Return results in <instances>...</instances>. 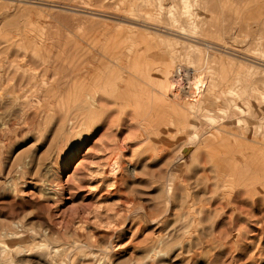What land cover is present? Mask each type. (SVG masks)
Wrapping results in <instances>:
<instances>
[{"label": "rangeland", "instance_id": "rangeland-1", "mask_svg": "<svg viewBox=\"0 0 264 264\" xmlns=\"http://www.w3.org/2000/svg\"><path fill=\"white\" fill-rule=\"evenodd\" d=\"M195 1L0 0V248L4 250L0 264H44L42 253L74 243L75 249L70 245L64 251H69L70 260L76 255L74 264H90V256L84 257L86 253L100 254L101 264H181L175 262V252L164 249V245L191 240L205 246L209 241L217 230V218H213L216 216L194 214L199 218L193 221L184 215L187 207L196 215L205 208L206 214L215 213L210 210L215 207L208 205L212 203L207 192L211 190L212 176L208 174L210 169L205 170L208 164L202 157L204 151L196 159L191 154L212 133L227 136L241 146L264 148V95L254 91L256 82L264 83V0H197V5ZM256 10L259 16L253 14ZM63 48L94 53L153 49L156 57L160 55V59L150 61L157 70L155 84L162 79L164 58L172 62L169 76L180 67L181 71L188 66L200 70L194 71L187 81L179 80V88L187 89L188 84L199 79L197 84L202 90L206 72L217 78L227 69L232 90L215 103L195 108V126L184 130L183 118L166 110L158 99L124 92L127 82L137 81L126 77L120 82L117 75H125L126 70L117 67L115 60L107 61V68L101 69L102 77L114 80L120 90L114 94L113 88H106L110 95L106 98L110 100L105 101L104 109L83 126L70 129L66 122L62 126V120L68 114L69 120L70 114L76 117L78 110L73 106L72 114L69 107L73 95L69 90L71 82L65 81V64H48L46 70L50 71L46 72L42 70L45 68L35 67L33 63L37 62H31L24 66L26 71L34 66L25 78L11 72V49L36 50L43 55L45 51H65ZM184 57L198 59L202 65L187 63ZM204 61L207 64L203 65ZM34 72L44 78L40 80ZM19 74L20 81L25 79L22 82L15 79L14 75ZM29 86H33L32 92ZM23 88L31 94L17 98ZM62 89L69 95L64 96ZM191 92L188 88L185 93L189 102ZM188 101L185 103L189 105ZM60 102L69 104L68 111L66 106H59ZM249 109L257 117L249 118ZM181 127L186 134L183 139L175 135ZM168 143L176 144L169 147ZM185 145L193 148L178 158L177 150ZM116 152L120 159L112 172L108 162ZM175 164L179 169L168 192L166 177L169 179ZM183 193L188 195L187 201ZM252 198L256 205L250 204L249 197L243 198L247 208L242 207L247 212L234 215L233 224L238 219V226L229 230L231 238L242 235L237 241L241 247L251 242L239 246L241 250L235 255L240 259H236V264H264V221H256L264 216V201L258 203L256 197ZM248 210L255 214L252 216ZM244 214L247 216L242 217ZM12 221L22 226L18 230L26 234L11 254ZM229 226L228 223L225 229ZM153 243L160 244L161 254L143 261L142 247ZM208 252L211 254V249ZM244 257L248 261L244 262ZM51 259L47 264H56L57 260ZM199 260L196 264H203Z\"/></svg>", "mask_w": 264, "mask_h": 264}, {"label": "bare ground", "instance_id": "bare-ground-1", "mask_svg": "<svg viewBox=\"0 0 264 264\" xmlns=\"http://www.w3.org/2000/svg\"><path fill=\"white\" fill-rule=\"evenodd\" d=\"M250 1H252V0H249V2L248 1L247 2L250 3ZM255 1L259 2L258 0H255ZM195 2L197 5V3H198L197 0ZM246 6H247V4H246ZM252 13H253V11H252ZM253 14L255 16H259V11L256 10ZM86 40H88V39H86ZM76 47H74V48H76ZM15 50L12 51V49H11V72L12 73H13V71H14V73L18 72L21 74V77H24V78H25V76H27L25 73H27L28 71L30 72V70H29L30 67H31V69L34 67V66H30L28 68V71H26L27 68L25 67L26 68L25 69L24 66H27L31 62L32 63L37 62V63H33L34 65H37L35 67L37 68L39 66V67H41V69L45 68L42 70H45L46 72L48 71V70H46V68L48 67V64H51V65L53 64L54 67L56 65L60 66L61 64H63V65L65 64V66L68 67V69L64 68V70H66L65 74H64V77L66 78V80L64 78L63 79L68 83L71 82L70 87H72V88L69 90L71 91L70 95H71V93L73 95L72 96L73 99L70 98L69 100L72 99L71 101L73 104H71L72 106H70L69 105L70 103L68 102V100L64 99L69 104H67V103L61 104V102H63V101H61L60 102L61 105L59 104V106L62 107L64 105V106H66L65 108H67V105H69L72 114H73L72 111L74 110V109L72 110L73 106H74V108H76V111L78 110L77 111L78 114H77V112H75L76 117L72 116L70 114V116L72 117V119L70 117L71 120H69V118H68L69 114L67 115V119H63L64 117L62 118L63 112H62V114H60L61 115L60 117L63 119L62 123H61L62 126H64L65 122H66V126H70L71 127L70 129H75V128H79V127L83 126L87 120H90L94 116L98 115L104 109V107L106 105L105 101L108 102V100H110V98L109 99L106 98V97L110 96L109 94H107L108 90L106 91L105 90L106 88H108V89L113 88L115 90L114 94L118 93V91L120 90V88L117 86L118 84L114 80L112 81L108 77H105V78L102 77L103 75L101 73V69L107 68V66H105V64H107V61L115 60L114 64L117 67H119L120 69L123 68L124 70H126L125 75H121V74L117 75V79L120 82H124V79L126 77L131 79V80L137 81L135 84H133L130 81L127 82L125 85V88H124V92H128V91L132 92L133 91L137 97L138 96L139 97L150 96L152 99H154V98L158 99V102H160L161 105H163V107L166 110H172V112L176 113L178 118H183L182 122L184 125V130H185V128L187 129V127L192 128L195 126V122L197 121L196 120V114H195V110H196L195 108L200 109L201 107L206 106L208 103H215L221 97H224L225 93H229L232 90V87H230V81H229V79L225 73L227 71V69H226V71L222 70L221 75H219V77H217L218 79L214 78L213 77L214 75L213 76L211 75L212 72L209 73V71H208V72H206L207 77L204 78V83L201 85L202 90L200 89L199 85L197 84V83L201 82L199 79L194 81L191 86L188 84L189 87L186 84L187 89L188 88L192 89L191 93L193 96H192L191 101L189 102L187 100L186 94H185L187 92V89L185 88L186 89L185 90L184 87H183V89L179 88L180 84L178 83V81L182 80L183 78L187 81L188 78L194 74V71L199 72L200 70H198L196 68H191L188 66V67H183V71H181V67L179 66L180 68L176 69V72L174 69L172 71V76H171V74L169 76V71L171 69L170 67H171L172 62L168 59L165 60L163 58V60H162V71H161L162 79L159 82V84H155L154 76L157 73V70L155 69V63L153 65L150 61L152 59L156 60L157 57H159V59H160V55H158L156 57L155 54L153 52H151L153 49L151 51L149 49H145V50H141V51L133 49V50H129L127 52H103V53H101V52L100 53H94L88 49L87 50H85V49L74 50L73 49V51H70L68 49L70 52L66 51V49H64L65 51H62V49H61V51L58 50L59 52H57L55 54L51 53L53 51H51V52L45 51L46 53L43 55L38 54L37 53L38 51H36V50H31V51H25V50L20 51L19 50V52L17 49H15ZM51 50H53V49H51ZM40 53H41V51H40ZM186 57L188 58L187 55H186ZM186 57H184V58L186 59ZM159 61H161V60H159ZM186 62L187 63H193L194 65L196 63L197 67L202 65L198 59H195V61L191 60V59H189V60L186 59ZM206 62L207 61H204L203 65L207 64ZM123 63H126L128 66L125 67L123 65ZM66 64H69V65H66ZM63 65H61V66H63ZM102 66H105V67H102ZM49 67H50V65H49ZM34 71L36 72L37 70H34ZM38 72H39V70H38ZM182 72H183V74H182ZM18 73H17V75H18ZM32 73H30V74H32ZM174 73H175V75H173ZM20 74H19V76L14 75V76H16L15 79L17 77H20ZM43 74H45V73H43ZM36 75L38 76V74H36ZM45 75L47 76V73ZM35 76H33V77H35ZM33 77H32V79H33ZM39 77H40V75L38 76V78ZM24 78H21V81H20V78H17V80L19 79V81L22 82V79H24ZM27 78H26V80H27ZM42 78H44V75H43V77H41V79ZM165 78L167 79V81H165ZM12 80H13V78H12ZM34 81L35 80H33V83H35ZM139 81L145 82L148 86L146 87L144 85L145 86L144 87L143 85H141L139 83ZM42 82H45V81H42ZM60 82H57V83H60ZM29 83H32V82H29ZM57 83H56L55 87L57 86ZM23 85H24V83H23ZM26 85H28V84L26 83ZM60 85H58V86H60ZM68 85H70V84H68ZM17 86H19V84ZM33 86H34V84H33ZM33 86H31V87H33ZM176 86H178V88H176ZM20 87H23V86L20 84L19 88ZM25 87H27V86H25ZM31 87H30V90H31ZM70 87H68V88H70ZM54 88H53V90H54ZM62 88L65 89V86L64 87L62 86ZM15 89L18 90V87L17 88L15 87ZM23 89H24V91L22 92L23 94L16 95L17 93H15L17 98L18 97H25L24 95L26 93H28V91H30V90L25 91V90H27L25 88H23ZM37 89H38V86H37ZM58 89L55 90L56 93H58L57 92ZM67 90L68 89L66 88V91ZM20 91L21 90L19 89V92ZM46 91L49 92L48 90H46ZM254 91H256V94L259 93L260 96L264 95V83L256 82ZM31 92H32V90H31ZM31 92L28 94H31ZM54 92L52 94H54ZM64 93H65V91H64ZM67 94L65 93L64 96H66ZM54 97L57 98V95L55 94ZM25 98H27V97H25ZM25 98L24 99L20 98V100L21 101L25 100ZM167 98L168 99L171 98L170 99L171 101L167 100ZM61 99H62V95H61ZM185 101H188L190 103L189 104L190 106L188 104H186ZM43 105L44 104H42V106ZM54 108H55V106H54ZM59 108H58V110H59ZM191 108H192V110H191ZM51 109H50V111H51ZM63 109H64V107H63ZM66 110L68 111V108ZM70 110H69V112H70ZM46 111H47V109H46ZM61 111H63V110H61ZM67 111H66V113H67ZM54 112H59V111H54ZM52 113H53V111H52ZM66 113H64V114H66ZM75 113H74V115H75ZM249 115H250L249 118L257 117L255 115V113L251 110L249 112ZM227 117H228V114H227ZM223 118H225V117H223ZM224 120H225L224 121V123H225L226 118ZM227 121H228V119H227ZM218 130H224V129L220 128ZM175 133H176L175 135L180 136L181 139L186 137L185 132L182 131V127L179 128L178 133L177 132H175ZM170 143H168V144L170 145ZM259 143H261V142L259 141ZM175 144H171V145L174 146ZM171 145L169 147H171ZM165 147L166 146H164L163 148H165ZM190 148L191 147H189L188 145H185L182 148H179L177 150V153H178L177 157L182 158V156H184L186 153L188 154V151L190 150ZM202 152L204 153L205 156L201 155ZM175 154H176V152H175ZM198 155H201L202 157L206 158L207 162H204V163L208 164V166H207L208 168L205 170L210 169V173H208V174H211V176H212V183L207 181V185L209 182L212 186L209 187V185L208 186L206 185V187H209V189L211 188V190H207V192L209 191L210 202H212V203L208 202V205L210 204L213 206V208L215 207L216 210H220V211H216L215 209L208 207V208H211L210 210H213L215 213L211 212V214H206L205 211H207V209L205 208L204 212H202V210H199V212L196 215V213L191 211L190 207H187V205H186L185 207H187V208L184 211V215L191 220H193V218H199V217H193L194 214H195V216L200 215V217H201V214L203 216L207 215L206 217L216 216L213 218H217V221L215 224L217 226V230L212 233L211 238L209 239V241L206 243L205 246L199 242H194V241L192 242L191 240H186L185 242L184 241L176 242L171 246L170 245H164V249L168 248V249H170V251H174L175 252L174 258H176L175 262L181 263V264H196L197 261L198 262L200 261L199 260L200 258H201L203 264H234V263L236 264V259H240V257L236 256L235 253L237 254L238 250L240 251L244 245L246 246V244L251 243V242L249 241L241 247L238 244L239 242L237 243V241H240V239L242 238L241 237L242 235L240 234L241 238L239 236H237V237H239V240L236 236H235L236 238L235 237L231 238L229 236V234L231 233V235H232V232H230L229 230H231L232 226H234L236 223H238L237 222L238 219H236L237 221L235 222V224H233L234 223V215L235 216L239 215V214L242 215L243 213L247 212L246 211L247 206H244L247 203H244L243 198L249 197V199L251 200L250 204H252V206L256 205L255 204L256 200H255V198L253 200L252 197H256L258 203H260V201H264V148H257V147L248 148L246 146H241L240 143H238V142L232 143L231 139H229L227 136L223 135V136L219 137L216 133H212L207 137L205 136V138H203L201 143L196 145L194 151L191 154V157H194L196 159ZM194 158H192V159H194ZM205 158H203V160H205ZM119 159H120V153L119 152H116L114 155L111 156V158L109 159V162H108L109 171H112V172L116 171ZM204 168H203V171H205ZM178 169H179L178 165H176V164L173 165L171 168L170 174H169V179L166 177V179H167L166 190L168 192L172 190V180L176 176V172H178L177 171ZM203 179H204V175H203ZM206 179L209 180V178H206ZM235 182H237V184ZM174 187H175V185H174ZM182 187H183V184H182ZM178 188H180V186H178ZM181 189H183L185 191L184 188H181ZM210 191H211V193H210ZM181 192H182V190H181ZM187 192H189V191H187ZM184 195H186V193ZM189 196H190V194H189ZM191 196H193V195L191 194ZM189 198H191V197H189ZM181 199H183V195H182ZM185 199H186V201L188 200V195L185 196ZM193 199H195V197ZM218 200H221L222 202L224 201L223 202L224 204ZM207 201H209V200H207ZM262 204H263V202H262ZM181 205H183V204H181ZM242 205H243V207H246V208H243ZM225 206L227 209L229 208L230 211L226 212L227 209L224 208ZM261 206L263 207V205H261ZM222 208H224V210ZM237 209L239 210V212ZM254 209H255V207H254ZM257 209L258 208H256V210ZM243 210H245V212ZM259 210H258V212H259ZM248 211L251 213V210H248ZM259 213H261V212H259ZM254 214L251 213L252 216ZM245 215L246 214H244V216H242V217H245ZM258 215H260V214H258ZM250 216H248V217L254 221L255 217L253 218L252 216L251 217ZM256 217H257V215H256ZM260 217L261 218L257 217L260 219V221L257 218H256V221L261 222V219H263V221H264V216L262 217V215H261ZM239 219L241 220L240 216H239ZM197 220H199V219H197ZM193 221H195V220H193ZM196 222L198 223V221H196ZM228 223L230 226L228 229H225V227H228ZM225 224H227V226H223ZM236 225H235V227H236ZM222 226H223V228L221 229ZM19 227L22 228V226L18 225L17 222L12 221L11 233H10V235H11V254L14 252L16 247H18V245H20V241L25 237V234H26L24 232V230L23 231L21 229L18 230ZM228 237H230L231 241H229L230 239ZM223 238L224 239L226 238L225 239L226 241L223 240ZM227 240H228V242H227ZM240 244L242 245L243 243H240ZM70 245L66 246V244H65V246H61L60 248L59 247H57V248L53 247V248H51V250L48 254L42 253V255H41L42 262L44 264H47L50 262V260H52L51 258L54 257L57 260V261H55L56 264H74L75 259H77L75 257L76 255L72 256V259L70 260L69 259V256H70L69 251H68V253L64 254V251L70 249L71 247H73V249H75L77 247V245L74 243V246L71 245V247L68 248ZM159 246H160V244H154V243L151 245H149V244L144 245L142 247V250L144 252L142 260L143 261L148 260L151 257V255H155V256L160 255L162 250H159ZM239 246L241 248H239ZM132 247H134V246H132ZM247 247L249 248V246H247ZM210 249H211V254L208 255V253H209L208 251ZM233 251H234V253H232ZM250 251H252V250H250ZM250 251H248V252H250ZM231 253L234 254L236 257H234L233 255H230ZM241 253H242V251H241ZM239 255H240V252H239ZM86 256H90V259H91L90 264H101L100 263L101 260L98 259V258H100V254L86 253L84 255V257H86ZM240 256H242V255H240ZM252 256H253V254H252ZM257 256H255V257H257ZM3 257H4V250L0 248V260ZM73 257H75V258H73ZM251 257L250 256L248 257L249 260H252V259H250ZM202 258H204V259H202ZM245 258H247V257H244L243 259L245 260ZM169 260H170V257H168L167 262ZM246 260L248 261V259H246ZM246 260L244 262H246ZM251 262L252 261L247 262V263L250 264ZM77 263L78 262L76 261V264ZM78 264H82V263L79 262Z\"/></svg>", "mask_w": 264, "mask_h": 264}]
</instances>
